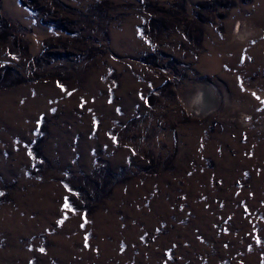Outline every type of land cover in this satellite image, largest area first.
<instances>
[{
	"label": "rangeland",
	"instance_id": "obj_1",
	"mask_svg": "<svg viewBox=\"0 0 264 264\" xmlns=\"http://www.w3.org/2000/svg\"><path fill=\"white\" fill-rule=\"evenodd\" d=\"M0 264H264V0H0Z\"/></svg>",
	"mask_w": 264,
	"mask_h": 264
}]
</instances>
